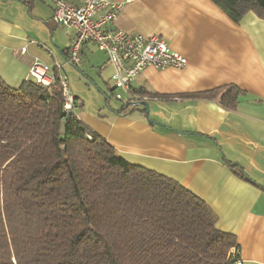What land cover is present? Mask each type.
Instances as JSON below:
<instances>
[{
    "label": "trees",
    "instance_id": "obj_1",
    "mask_svg": "<svg viewBox=\"0 0 264 264\" xmlns=\"http://www.w3.org/2000/svg\"><path fill=\"white\" fill-rule=\"evenodd\" d=\"M19 1L30 8L36 0ZM211 1L235 23L248 12L264 20V0ZM131 93L118 114L169 99ZM242 93L226 84L184 96L234 108ZM78 99L65 109L58 80L13 87L0 76V264H240L235 235L217 228L210 205L118 155L78 118Z\"/></svg>",
    "mask_w": 264,
    "mask_h": 264
},
{
    "label": "crops",
    "instance_id": "obj_2",
    "mask_svg": "<svg viewBox=\"0 0 264 264\" xmlns=\"http://www.w3.org/2000/svg\"><path fill=\"white\" fill-rule=\"evenodd\" d=\"M2 1L0 6L10 2L14 12L0 7V76L17 87L31 78L34 61L47 64L51 72L58 62L64 70L46 40L33 39L36 30L24 18V7L32 14L37 0L30 8L21 2L23 9L15 3L19 0ZM115 1L120 8L113 27L161 36L187 65L147 66L132 82L134 89L169 99H148L147 108L140 105L122 115L116 112L119 107L109 106L105 93L109 109L99 105L87 110L77 95L74 112L126 161L178 181L208 203L217 215V228L235 235L240 264H264V20L248 12L235 23L211 0ZM49 6L52 13L39 20L52 36L61 25L53 20V5ZM70 42L60 48L67 63ZM91 45L95 46L83 44L81 63L89 62ZM105 55L97 68L108 84L112 67ZM226 84L243 90L234 108L184 96ZM228 161L241 166L257 185L236 176Z\"/></svg>",
    "mask_w": 264,
    "mask_h": 264
},
{
    "label": "built area",
    "instance_id": "obj_3",
    "mask_svg": "<svg viewBox=\"0 0 264 264\" xmlns=\"http://www.w3.org/2000/svg\"><path fill=\"white\" fill-rule=\"evenodd\" d=\"M44 1L53 5V20L58 25L73 30L67 61L76 67L79 66L83 44L94 43L98 49L107 54V64L112 67L110 75L112 94L121 102L132 100V82L147 66L163 69L182 68L187 65V59L172 50L161 36L128 33L113 27L120 8L118 1L81 0L78 5L66 0ZM29 71L31 78L43 85L58 80L63 94L64 108L71 109L73 95L60 63L56 62L54 71L51 72L47 64L34 61Z\"/></svg>",
    "mask_w": 264,
    "mask_h": 264
},
{
    "label": "rangeland",
    "instance_id": "obj_4",
    "mask_svg": "<svg viewBox=\"0 0 264 264\" xmlns=\"http://www.w3.org/2000/svg\"><path fill=\"white\" fill-rule=\"evenodd\" d=\"M0 3H3V1L0 0ZM6 3H8L7 5L9 6H0L2 7L1 10L6 9L8 14L14 12L13 8H10L12 4H10V2ZM15 3H17L21 8L24 7L21 2ZM24 9V18L31 23L36 30L37 37H33V39L41 42L45 39L46 41L44 43H46L48 48L54 49L57 53L59 60L64 63V70H62V73L67 76L69 89L71 93L78 95L82 100H84L85 109L93 110L98 108L99 105V108L109 109L105 103L104 93L108 98V104L111 108L122 107V102L115 99L113 96V90L109 91L113 88L112 82L109 81L108 84H106L99 78L98 75L97 66L106 59L105 53L98 49L97 46L95 47L91 45V52L88 54L89 62L87 59H84L82 63L80 61L81 65L79 64L77 67L67 63L65 58L60 53V48L69 45V37L70 34L73 35V30L70 27L61 25L54 33L52 32L53 35L51 36L49 30L39 20V18L52 13L49 3H43L41 0H37L32 14L27 11V8L24 7ZM64 41H66V45H62V42Z\"/></svg>",
    "mask_w": 264,
    "mask_h": 264
},
{
    "label": "water",
    "instance_id": "obj_5",
    "mask_svg": "<svg viewBox=\"0 0 264 264\" xmlns=\"http://www.w3.org/2000/svg\"><path fill=\"white\" fill-rule=\"evenodd\" d=\"M140 104L143 105V106L146 107V108H147V106H148L146 102H141Z\"/></svg>",
    "mask_w": 264,
    "mask_h": 264
}]
</instances>
